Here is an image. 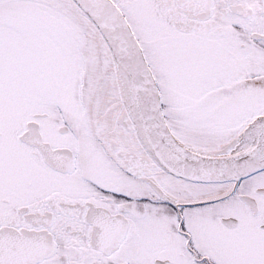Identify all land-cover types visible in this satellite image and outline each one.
Segmentation results:
<instances>
[{"label": "snow or ice", "instance_id": "6c2138e0", "mask_svg": "<svg viewBox=\"0 0 264 264\" xmlns=\"http://www.w3.org/2000/svg\"><path fill=\"white\" fill-rule=\"evenodd\" d=\"M0 264H264V0H0Z\"/></svg>", "mask_w": 264, "mask_h": 264}]
</instances>
